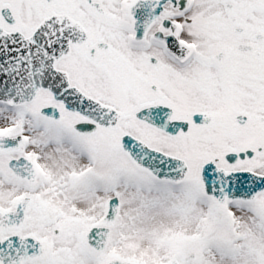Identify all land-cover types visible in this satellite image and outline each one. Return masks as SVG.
I'll list each match as a JSON object with an SVG mask.
<instances>
[{"label":"snow or ice","instance_id":"obj_1","mask_svg":"<svg viewBox=\"0 0 264 264\" xmlns=\"http://www.w3.org/2000/svg\"><path fill=\"white\" fill-rule=\"evenodd\" d=\"M0 264H264V0H0Z\"/></svg>","mask_w":264,"mask_h":264}]
</instances>
